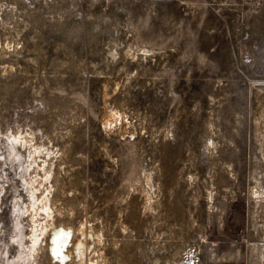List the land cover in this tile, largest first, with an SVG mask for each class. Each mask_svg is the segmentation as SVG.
Here are the masks:
<instances>
[{"label":"rangeland","instance_id":"rangeland-1","mask_svg":"<svg viewBox=\"0 0 264 264\" xmlns=\"http://www.w3.org/2000/svg\"><path fill=\"white\" fill-rule=\"evenodd\" d=\"M42 148L62 264H260L264 0H0V264Z\"/></svg>","mask_w":264,"mask_h":264},{"label":"bare ground","instance_id":"bare-ground-1","mask_svg":"<svg viewBox=\"0 0 264 264\" xmlns=\"http://www.w3.org/2000/svg\"><path fill=\"white\" fill-rule=\"evenodd\" d=\"M17 141L18 140H15L14 144ZM9 146L12 147L13 145L10 144ZM31 154L32 153H30L29 159L32 158ZM36 154H37V152H36ZM50 154H49V151L47 150V148L46 149L45 148L39 149V155L42 156L41 157L42 158L41 166L39 165V167L43 166V175L41 177L38 173V175H36L34 177L33 183L29 184L27 189H26L28 196H30L32 199V203H30V207L28 209V214H29V218H30L29 220L31 222V225L34 228L35 235H36V232H39L38 237H36L35 235H34V237L32 236L33 238L31 237V241H29L30 246L27 245L26 249L24 248L23 243L21 241L20 233L17 234V237L15 238V241L17 242V244L19 246V250L24 251L26 253V256L28 257L26 264H44L45 260H47V259H50L51 261H58L59 263L62 264V263H64L65 260H69V258L71 256L70 250H67V252H65V249H63L64 244H63L62 240L60 239V237H62V236H59V235H66V234L61 229L55 227L54 222H56V221H53L52 220L53 217H51V215H53L54 213L51 214L52 211L50 208V203H49L50 199L48 198V196H49L48 194L50 192L49 189L52 188L49 185V184H52L51 183L52 180H51V177L49 180L50 174H49L48 167H46L50 163V160L52 158ZM8 157H9L8 158L9 160H12L13 162L16 163L17 174L19 173L21 176L25 172L26 169H24V166L21 163V159L16 154L13 147L10 149ZM32 162H34V161H31V163ZM49 166H50V164H49ZM47 185L49 186V188ZM40 187H44V190H45L44 192H47V195L45 196V194H44V197L41 196V198L39 199L38 197H36V191ZM41 195H43V194H41ZM51 207H53V206H51ZM39 215H41V217L43 216L42 222L37 220ZM47 229H48L47 233H49V231L52 232L51 235H49L50 236L49 239L47 241H46V239L45 240L40 239V241L38 242V238L40 237V235L43 233V231L45 232ZM80 231H81V236H83V231L82 230H80ZM44 236H45V234H44ZM23 237H26V236L23 235ZM83 238H85V235ZM83 238L81 240H79V242L75 246V251H74V256H73V262H74L73 264H99L100 263L99 257L95 258V257H91L90 254L88 255V251L86 249V245L83 241ZM62 239H63V237H62ZM19 241L21 244L19 243ZM64 248H65V246H64ZM259 256H260V264H264V251L259 253ZM87 257H89V258H87ZM256 257H257V255H256ZM18 258H20V257L18 256ZM11 263H12V261H10V263H8V264H11ZM13 263L19 264V263H15V261ZM1 264H4V263H1ZM22 264H25V263L23 262Z\"/></svg>","mask_w":264,"mask_h":264}]
</instances>
